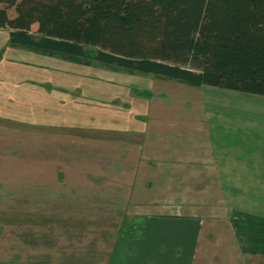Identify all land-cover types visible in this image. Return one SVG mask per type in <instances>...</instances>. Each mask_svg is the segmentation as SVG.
I'll return each mask as SVG.
<instances>
[{
  "label": "crops",
  "instance_id": "0c3cea01",
  "mask_svg": "<svg viewBox=\"0 0 264 264\" xmlns=\"http://www.w3.org/2000/svg\"><path fill=\"white\" fill-rule=\"evenodd\" d=\"M8 37L0 28V118L27 126L30 148L44 146L55 157L51 161L68 157L94 169L91 187L110 188L112 199L121 195L110 205L140 206L121 219L106 264H195L204 224L194 210L185 213L187 206L250 212L254 230L241 227L233 239L252 242V251L241 256L256 253L264 171L256 168L255 156H239V147L233 155L214 153L213 125L195 91L148 74L141 78L12 47ZM245 179L253 181L238 198L236 184ZM251 200L255 205L240 204ZM154 206L184 208L180 216L157 213ZM8 234L0 233V264H14L19 248H26L20 237L15 241L19 234Z\"/></svg>",
  "mask_w": 264,
  "mask_h": 264
},
{
  "label": "rangeland",
  "instance_id": "374dc122",
  "mask_svg": "<svg viewBox=\"0 0 264 264\" xmlns=\"http://www.w3.org/2000/svg\"><path fill=\"white\" fill-rule=\"evenodd\" d=\"M180 84L195 91L191 93L197 94L198 106L206 110L213 125L214 153L224 149L233 155L239 147V156H255L256 168L264 171V95ZM47 151L44 146L30 148L27 126L0 118V233L4 238L11 237L8 233L19 234L15 241L20 237L26 246L19 248L22 253L14 264H106L121 219L137 214L140 206L110 205L111 200V204L117 198L121 201V195L112 199L115 194L110 188L91 187L94 169L69 162L68 157L51 161L55 157H48ZM252 181L236 184L238 198L248 193ZM240 204L255 205L252 200ZM259 206L264 208L262 203ZM168 207L154 206L157 213L182 216L184 206ZM234 207L187 206L185 213L194 210L204 224L195 264H264L263 223L256 218V253L241 256L238 252L244 249L252 251V242L234 241L233 235L241 227L254 228L250 212ZM240 212L245 221L237 222Z\"/></svg>",
  "mask_w": 264,
  "mask_h": 264
},
{
  "label": "trees",
  "instance_id": "16d2710c",
  "mask_svg": "<svg viewBox=\"0 0 264 264\" xmlns=\"http://www.w3.org/2000/svg\"><path fill=\"white\" fill-rule=\"evenodd\" d=\"M0 28L41 55L264 95V0H0Z\"/></svg>",
  "mask_w": 264,
  "mask_h": 264
}]
</instances>
